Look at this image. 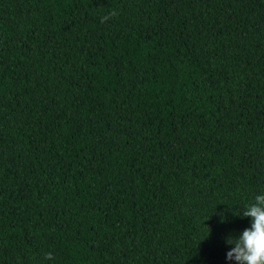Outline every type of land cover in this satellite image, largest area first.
I'll use <instances>...</instances> for the list:
<instances>
[{"label": "trees", "instance_id": "1", "mask_svg": "<svg viewBox=\"0 0 264 264\" xmlns=\"http://www.w3.org/2000/svg\"><path fill=\"white\" fill-rule=\"evenodd\" d=\"M258 193L264 0H0V264H236Z\"/></svg>", "mask_w": 264, "mask_h": 264}, {"label": "clouds", "instance_id": "2", "mask_svg": "<svg viewBox=\"0 0 264 264\" xmlns=\"http://www.w3.org/2000/svg\"><path fill=\"white\" fill-rule=\"evenodd\" d=\"M108 18L102 17L101 22ZM235 214L250 217L251 227L245 228L239 236L229 235L225 238L227 244L235 245L227 252L226 259L234 260L236 264H264V193L255 195L252 203ZM46 258L51 259L52 254L46 253Z\"/></svg>", "mask_w": 264, "mask_h": 264}]
</instances>
